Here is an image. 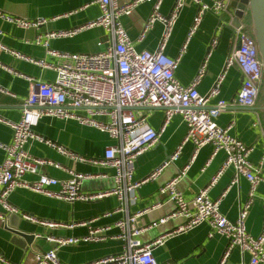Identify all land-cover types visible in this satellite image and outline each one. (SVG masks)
Wrapping results in <instances>:
<instances>
[{
	"label": "built area",
	"instance_id": "2783aa9c",
	"mask_svg": "<svg viewBox=\"0 0 264 264\" xmlns=\"http://www.w3.org/2000/svg\"><path fill=\"white\" fill-rule=\"evenodd\" d=\"M185 1L177 0L171 14L163 17L159 12L162 0L154 2L132 0L125 5L119 4L117 0H95L101 15L98 19L74 29L49 32L37 38V44H43L53 59L52 62L28 58L0 44V51L11 53L18 59L56 73L53 81H37L33 77L24 76L29 81L31 89L24 99L21 119L18 122H6L0 117V123L9 125L13 131L12 140L7 144H0V148L5 153L4 162L0 164V206L6 214L17 213L9 196L18 189H29L69 203L93 202L118 196L121 201L118 211L124 212L125 217L115 225L119 233L113 237V240L122 241L123 249L118 254L84 264H176L174 261L159 263L153 254L154 249L162 246L172 236L188 233L203 223H208L211 227L210 237L217 234L227 240V249L220 264H226V259L235 249H239L243 255H249L247 261H241L239 264H264V227L261 234L255 237L245 226L249 208L254 203L260 185L264 183V153L258 164L253 163L251 153L254 147L248 146L231 134L235 122L227 127H220L217 120L229 106L248 109L258 107L260 97L263 95V67L259 52L248 29L249 25L244 20L240 27H232V49L226 59L225 68L236 65L242 75V85L232 103L223 99L213 103L220 95L223 75L208 94L204 96L199 94L198 87L208 70L207 58L192 83L182 85L176 79L175 73L186 52L188 39L198 31L205 15L211 12L222 19L210 48L217 46L222 24L230 25L234 19V12L231 9L232 0H210V3L205 0H191L198 6L197 15L181 52L177 57L170 58L166 56L165 48ZM148 2H153V9L142 30L140 41L148 36V31L156 22L164 27L158 50L149 52L135 49L122 23L123 17L129 16L134 8ZM0 17L22 30L38 29L48 22L46 19L37 21L18 19L2 13ZM95 27L102 28L107 35L108 46L101 52L69 54L50 49L51 40L75 37L80 32ZM0 93L11 95L8 90L1 87ZM150 109L164 110V122L160 129H154L149 125L146 110ZM255 114L257 120L254 128L259 129L260 137L264 142L263 121L259 112ZM175 115H180L186 125L183 144L192 142L195 153L209 145L213 148L211 160L220 152H224L226 158L215 178L192 199L187 200L178 189L180 176L184 175L189 166L180 170L181 175L173 177L159 189V193L173 203V211L147 226H137V219L147 211H137L134 215L129 212V207L134 206L138 201L136 192L143 184L157 179L170 163L176 162L180 157L182 146L177 148L168 162L140 181L134 180L136 163L140 156L159 144L161 135ZM45 116L74 120L84 126L98 129L116 141V144L105 150L102 160L78 157L65 146L58 145L35 132V128ZM32 142L45 144L59 155L75 162L99 165L112 170L116 188L105 192L84 193L81 190L82 181L95 175H86L70 169L67 170L68 178L62 180L47 175L40 176L36 181L25 180L26 174H37L41 166L51 165L60 168L47 159L32 156L26 149ZM229 170L234 173L231 183L233 186L242 178L249 184L248 199L237 221H231L221 212L220 203L224 196L219 199L211 197V190ZM51 187L58 189L52 190ZM2 218L3 216L0 215V219ZM24 219L51 228H71L81 225L44 222L29 214L24 215ZM175 219H180L181 223L174 226L171 231L155 237L149 243L141 241L142 234ZM92 222L84 224L88 225ZM101 231H91L82 238L54 239L55 246L37 255L35 264H66L59 257L60 248L80 242L94 243L105 240L106 237L100 233ZM37 237L43 239L41 235ZM0 264H13L5 259L2 251H0Z\"/></svg>",
	"mask_w": 264,
	"mask_h": 264
},
{
	"label": "crops",
	"instance_id": "0c3cea01",
	"mask_svg": "<svg viewBox=\"0 0 264 264\" xmlns=\"http://www.w3.org/2000/svg\"><path fill=\"white\" fill-rule=\"evenodd\" d=\"M119 4H129L132 0H117ZM155 0H153L154 2ZM177 0H162L160 13L163 17L169 16ZM210 3V0H205ZM153 2L141 4L134 8L129 16L122 19L125 31L128 33L135 49L138 51H156L162 39L163 25L156 22L148 31V36L140 41L142 30L148 21L153 9ZM198 6L191 0H186L181 14L173 27L165 54L175 58L181 52L186 42L190 27L197 15ZM0 13L18 19L37 21L46 19L48 22L38 29H20L0 17V44L8 49L25 55L37 61L52 62L53 59L43 44H37L38 37L49 32H59L83 26L98 19L99 6L95 0H0ZM220 18L208 12L198 31L187 42L186 52L179 64L175 76L182 85H190L195 79L202 63L207 58L208 70L201 81L198 92L204 96L216 85V81L223 75L220 95L216 101L225 100L232 103L242 85V75L236 65L225 68V62L231 52L233 32L223 29L219 34L218 44L211 48V43L219 28ZM249 21V14L244 22ZM222 30V29H221ZM107 35L100 27L82 31L71 38L51 40L50 49L55 52L69 54L86 53L95 54L106 49ZM19 75L23 76L20 77ZM33 77L37 81H53L56 73L53 70L43 69L25 60L14 57L11 53L0 51V87L8 90L10 94L0 93V117L10 122L21 119L24 99L30 92L29 81L24 77ZM258 107L264 105V97L259 100ZM257 107V109H258ZM148 113L149 125L160 129L163 125L164 110L150 109ZM259 112L264 126V112L247 109L239 106L227 107L218 120L220 127H227L235 122L231 134L238 137L248 146L254 147L251 160L258 164L264 153V142L260 137L259 129L254 128L256 114ZM264 128V127H263ZM186 125L180 115H175L171 123L160 137V142L149 152L140 156L134 171V180L140 181L150 176L153 170L168 162L170 156L182 146L179 159L170 163L152 182L143 184L137 193L138 201L129 207L134 215L137 211H147L137 219V226H147L153 221L165 217L173 211V203L168 201L159 189L173 177L181 175L179 172L189 166L184 175L180 176L178 189L188 199L200 193L218 174L226 158L220 152L212 160V146H205L195 153L192 142L183 144L186 136ZM35 132L42 137L71 150L76 156L86 159L102 160L105 150L115 146L116 141L98 129L84 126L74 120L58 119L45 116L35 128ZM13 131L9 125L0 123V144H7L12 140ZM183 144V145H182ZM28 152L37 158L47 159L60 168L51 165L41 166L37 174H26L25 180L36 181L40 176L47 175L59 180L68 178L67 170H74L86 175H95L93 178L82 181L81 190L84 193H98L111 191L116 188L114 172L99 165L75 162L65 156L59 155L51 147L38 142L30 143ZM5 153L0 148V164ZM211 160V161H210ZM209 162V163H208ZM105 174V175H102ZM234 173L229 170L211 190L213 199H221L220 209L223 215L231 221H237L242 207L248 199L249 184L242 178L237 185H232ZM57 190V187H51ZM254 203L249 208L245 219L248 232L257 237L263 230L264 222V183L260 185ZM12 206L17 213L6 214L0 206V251L5 259L13 264H35V258L55 246L54 239L82 238L91 231H99L106 237L105 240L94 243L80 242L64 246L59 250L60 259L66 264H84L102 257L118 254L123 248V242L113 240L119 230L115 225L125 217V213L118 211L121 201L118 196H110L93 202L69 203L65 200L55 199L33 192L29 189L15 190L10 196ZM158 205V206H156ZM29 214L40 221L56 224H81L75 227H42L32 221L25 220L24 215ZM93 221V222H92ZM92 222L91 224H84ZM181 223L175 219L166 225H160L152 231L142 234L140 239L144 243L151 242L155 237L161 236ZM26 226L30 230L43 236L38 239L40 250L33 249L26 253L11 242L14 235L10 229H22ZM109 230H106L108 229ZM211 227L208 223L200 224L188 233L172 236L166 242L154 249V256L159 263L176 262V264H220L227 249L226 238L220 235L210 237ZM248 254H242L239 249L231 252L226 264H239L247 261Z\"/></svg>",
	"mask_w": 264,
	"mask_h": 264
},
{
	"label": "water",
	"instance_id": "95a60500",
	"mask_svg": "<svg viewBox=\"0 0 264 264\" xmlns=\"http://www.w3.org/2000/svg\"><path fill=\"white\" fill-rule=\"evenodd\" d=\"M231 9H233L234 12V19L230 25L223 23L222 31L223 29H228L233 32L232 27H240L245 16L249 14L251 23L248 26V29H250L251 36L255 41V45L259 52L261 65L263 67L262 93L264 97V0H232ZM221 21L222 19H220L219 21V26ZM210 51L211 48H209L208 53ZM258 109L264 112V105L258 107ZM258 109L256 108L253 110ZM9 231H11L14 235L11 242L14 243L20 249L25 250L26 253H31L33 249L40 250V247L38 245L37 232L30 230L28 227L26 228V226L22 229L15 228L10 229Z\"/></svg>",
	"mask_w": 264,
	"mask_h": 264
},
{
	"label": "rangeland",
	"instance_id": "374dc122",
	"mask_svg": "<svg viewBox=\"0 0 264 264\" xmlns=\"http://www.w3.org/2000/svg\"><path fill=\"white\" fill-rule=\"evenodd\" d=\"M250 21H251V20H250V16H249V21H248V22H249V25H250V23H251Z\"/></svg>",
	"mask_w": 264,
	"mask_h": 264
},
{
	"label": "trees",
	"instance_id": "16d2710c",
	"mask_svg": "<svg viewBox=\"0 0 264 264\" xmlns=\"http://www.w3.org/2000/svg\"><path fill=\"white\" fill-rule=\"evenodd\" d=\"M246 23H247V25H249V22H246ZM261 97H263V95H262ZM261 97H260V98H261Z\"/></svg>",
	"mask_w": 264,
	"mask_h": 264
}]
</instances>
